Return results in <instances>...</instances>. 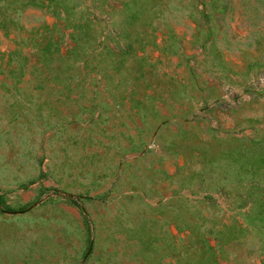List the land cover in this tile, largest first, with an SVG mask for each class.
Masks as SVG:
<instances>
[{
  "label": "rangeland",
  "instance_id": "obj_1",
  "mask_svg": "<svg viewBox=\"0 0 264 264\" xmlns=\"http://www.w3.org/2000/svg\"><path fill=\"white\" fill-rule=\"evenodd\" d=\"M0 264H264V0H0Z\"/></svg>",
  "mask_w": 264,
  "mask_h": 264
}]
</instances>
